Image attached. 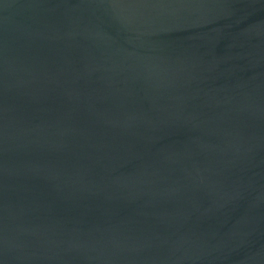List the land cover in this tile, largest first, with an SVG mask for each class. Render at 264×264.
<instances>
[{
	"label": "water",
	"instance_id": "obj_1",
	"mask_svg": "<svg viewBox=\"0 0 264 264\" xmlns=\"http://www.w3.org/2000/svg\"><path fill=\"white\" fill-rule=\"evenodd\" d=\"M0 264H264V0H0Z\"/></svg>",
	"mask_w": 264,
	"mask_h": 264
}]
</instances>
